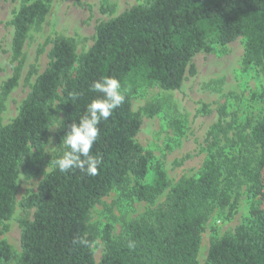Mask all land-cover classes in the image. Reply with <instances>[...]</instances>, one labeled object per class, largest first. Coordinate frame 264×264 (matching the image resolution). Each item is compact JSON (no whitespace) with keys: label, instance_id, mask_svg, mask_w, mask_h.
<instances>
[{"label":"trees","instance_id":"16d2710c","mask_svg":"<svg viewBox=\"0 0 264 264\" xmlns=\"http://www.w3.org/2000/svg\"><path fill=\"white\" fill-rule=\"evenodd\" d=\"M51 1L21 0L10 21L12 70L0 86V221L13 214L21 160L31 148L45 144L59 111L65 117L55 132L52 160L60 155L71 124L100 95L90 89L94 80L117 78L125 101L100 122L91 153L102 156L98 174L78 169L60 173L53 166L44 173L36 190L19 202L34 211L31 219L19 220L18 255L1 238L7 227L0 228V263L15 258V264H96L92 244L100 232L104 249L98 264H199L205 223L215 209H236L234 188L242 181L253 198L251 221L212 237L204 264H264V113L254 123L247 120L248 131L242 133L221 111L206 134L199 173L171 185L160 163L152 165V151L135 140L141 120L131 106L137 89L180 87L186 73H195L192 58L197 52L239 36L245 39L242 64L264 74V0H143L99 23L93 43L80 54L72 38L55 36L46 67L38 73L30 66L25 80L36 76L16 115L4 123L6 100L22 77L28 32L44 21ZM73 91L80 93L75 101L69 96ZM141 111L152 116L159 107L147 103ZM170 123L181 134L180 121ZM250 148L255 155L243 152ZM150 167L154 179L144 183ZM114 189L149 205L165 196L142 217L124 222V236L114 238L110 223L99 231L90 222L92 207ZM129 240L135 242L132 249Z\"/></svg>","mask_w":264,"mask_h":264},{"label":"rangeland","instance_id":"374dc122","mask_svg":"<svg viewBox=\"0 0 264 264\" xmlns=\"http://www.w3.org/2000/svg\"><path fill=\"white\" fill-rule=\"evenodd\" d=\"M20 2L21 0H0V86L12 70L10 48L13 28L10 21ZM142 2L143 0H52L44 21L39 26H32L28 32L24 45L22 77L6 100L2 112L3 122H9L16 115L20 102L29 90V82L36 76L33 74L30 81L25 80L30 66L34 65L38 73L46 67L51 39L55 36L72 38L76 53L80 54L93 43L99 23ZM244 53L243 36L226 44H214L211 51L201 50L193 56L195 73H186L180 87L167 90L152 85L141 87L132 94V109L140 113L141 120L135 140L152 151V165L160 163L171 185L181 176H196L199 173L206 157V134L219 119L221 111L224 120L234 124L242 133L248 131L247 120L254 123L264 113V74L257 67H244ZM147 103L156 104L159 111L147 116L141 111ZM64 117L63 111L56 114L50 126H58L49 127L45 144L39 148H31L20 162L13 214L9 219L0 221V228L7 227L1 238L10 244L14 255L21 251L19 220L24 217L31 219L34 211L33 208L23 209L19 202L36 190L44 173L52 168L51 156L56 149L55 132ZM171 119L180 121L181 134L174 131ZM243 152L256 154L253 148L248 149V152L244 149ZM153 179L154 169L150 167L143 182L151 183ZM247 186L240 181L239 186L234 188L233 197H237L234 211L215 209L211 213L202 232L199 264L206 262L212 237L232 233L237 225L250 223L248 209L253 198L248 193ZM164 196L165 194L161 195L154 205H149L128 196L126 191L114 189L92 207L90 222L99 231L104 224L110 223L112 236L120 238L124 236V222L142 217L148 209L161 202ZM92 245L95 262L98 264L104 249L100 232ZM0 264H15V258Z\"/></svg>","mask_w":264,"mask_h":264},{"label":"clouds","instance_id":"9594fccd","mask_svg":"<svg viewBox=\"0 0 264 264\" xmlns=\"http://www.w3.org/2000/svg\"><path fill=\"white\" fill-rule=\"evenodd\" d=\"M93 92L100 95L87 104L84 114L79 122H73L63 137V148L60 155L51 163L54 169L60 173L72 170H80L89 176L98 174L102 156L92 155V148L100 135V122L106 121L113 111L125 101V90L121 82L113 76H102L94 80L90 85ZM80 93L73 91L69 93L72 101L78 99ZM58 126V125H52ZM127 247L132 249L135 242L129 240Z\"/></svg>","mask_w":264,"mask_h":264}]
</instances>
